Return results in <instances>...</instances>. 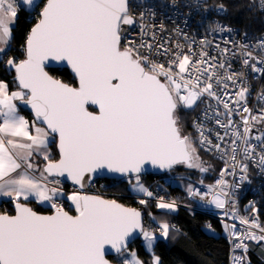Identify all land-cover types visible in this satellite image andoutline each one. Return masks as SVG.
<instances>
[{"label":"snow or ice","instance_id":"obj_1","mask_svg":"<svg viewBox=\"0 0 264 264\" xmlns=\"http://www.w3.org/2000/svg\"><path fill=\"white\" fill-rule=\"evenodd\" d=\"M260 3L264 5V0ZM21 5L33 10L39 7L40 11L25 41L26 58L17 62L10 57L6 62L15 69L20 90L9 93L8 85L0 82V196L11 197L16 210L15 215L0 214V264H109L105 246L123 256L128 252V239L137 230L151 251L155 237L143 228L139 211L115 200L74 192L67 197L75 207L76 214L70 215L57 204V199L64 195L58 187L60 181L48 178L66 176L83 188L93 174L107 170L128 177L130 183L134 176L133 190L152 196L140 183L139 173L146 163L160 168L185 164L206 171L194 140L182 131L177 110L181 106L193 107L204 96L216 99L223 104L226 110L223 115L228 120L224 124L217 118L216 124L228 135L233 109L214 89L225 81L236 85L240 80L234 101L239 104L249 93L242 80L244 74L228 72L231 64L224 60L210 63L215 58H209L203 51L199 59L193 60L195 53L191 47L188 53H173L167 67L152 61L149 55H141L140 49L147 48L150 52L151 44L142 41L139 46H132L129 42L122 47L121 26L136 22L128 0H44L42 7L36 0H20L19 4L16 0H0V55L6 54L10 47L12 27ZM220 9L223 10V5ZM141 29V34H145L143 25ZM181 47L177 45L178 49ZM249 47L239 45L242 64H251L254 73L264 72V56L258 58ZM251 47L264 52V39ZM228 51L223 49L222 56ZM48 61L66 62L78 80V87L50 76L45 71ZM258 64L262 67L258 68ZM217 69L226 72L221 76ZM224 87L228 85L224 83ZM260 98L264 99V93ZM16 100L30 105L36 120L58 134L59 160L53 161L48 154L49 132L34 123L30 125L20 116ZM89 106H96L98 113L90 111ZM250 111L246 105L243 107L244 113ZM216 115L219 117L221 113L217 111ZM242 119L243 133L233 128L228 148L234 164L246 172L247 165L240 164L237 155L242 153L245 159H254L257 146L264 148V133L251 136L255 124L264 123V115ZM194 127L201 147H214L222 158L227 155V149L221 148L220 143L212 144L206 135L211 129L197 122ZM216 135L219 141H224V136ZM250 139L257 144L253 145ZM36 154H42L47 161L42 170L32 163ZM257 155L264 166V152ZM36 171H40L39 177L34 175ZM224 183L217 181L218 185ZM188 191L190 195H199L191 187ZM30 197L50 204L54 213L40 215L20 202L21 198L26 201ZM210 203L223 208L225 201L216 193ZM157 207L173 210L175 202L165 203L161 199ZM241 223L260 228L255 219L250 222L241 218ZM160 229L167 238L170 226L162 223ZM260 231L264 232V228ZM232 235H237L234 227ZM238 239L241 242L234 245V250L242 249L245 255L234 256L233 264H244L248 246L243 241L259 242L264 236L246 232ZM123 264H143V261L132 251ZM152 264H160L159 257L153 255Z\"/></svg>","mask_w":264,"mask_h":264},{"label":"built area","instance_id":"obj_2","mask_svg":"<svg viewBox=\"0 0 264 264\" xmlns=\"http://www.w3.org/2000/svg\"><path fill=\"white\" fill-rule=\"evenodd\" d=\"M17 4L20 3L16 0ZM130 14L135 18L134 25H122V44L121 46H128L129 42H132V46H139L141 42L145 44H151V51L147 48H141V55H149L150 59L156 63L168 66V61L173 58L172 54L181 51L183 53L189 52V47L195 55L193 60L200 58V53L206 52L209 58L214 57V60H210V63L219 64L222 60L231 64V68L227 69L232 73H243V83L249 88V93L245 101H240L239 104L234 103L236 97L235 93L239 90L237 84H232L231 81H225L228 85L224 87V83L215 87L217 96L221 97L223 101L229 103V108L233 109V115L231 117L233 124L228 130V135H225V129L216 124V119H220L224 124L228 123L227 118L223 115L226 110L222 103H218L216 99L208 96L202 97L191 108H185V110H195V116L193 119V134L198 145V148L211 157L214 160V166L209 170L207 174L199 175L197 178L188 176H177L171 171H166L161 175L155 176L154 180L159 185L162 183L164 186L172 183L174 178H180L183 182L187 181L189 187L198 192L199 195H190L189 191L186 193L188 203L195 206L193 211H200L206 213L211 217L219 220L225 227L226 238L230 245V258L228 264H233L234 256H244L242 249H235L234 245L240 244L238 237L246 232H253L257 236H264V232L260 231V228H264L261 225L259 216L254 211L257 203L260 200L262 190L264 189V166L259 163L260 156L257 153L264 152V148L257 146L256 152L253 153L254 159H245L243 154L237 155V161L240 164L247 165V171H241L239 165H235L231 159V149L228 145L231 144L233 137L231 131L233 128L239 129L243 133L244 123L243 116L255 115L260 117L264 115V99L260 98V94L264 93V72H253L251 64L245 66L242 64V56L240 53V44L249 45V50L253 51V54L258 58L264 56V52L259 49L253 50L251 46H254L257 41L264 39V33L257 37L251 38L223 21V17L227 14V9L223 5V10L220 9L222 4H212L207 0H129ZM258 6L264 7L258 0ZM23 9V5L20 9ZM19 9V10H20ZM264 14V11H261ZM143 13V17H141ZM141 25L144 26V33L141 34ZM221 29H231V31H222ZM202 41H208L209 43L202 44ZM227 41V43H226ZM162 45V47H160ZM177 45L182 46L177 48ZM217 45L219 47H217ZM165 49L168 51L165 52ZM228 49V53L222 56V50ZM235 54V55H233ZM252 63H255L253 61ZM257 67H262L257 65ZM219 75L223 76L226 69H217ZM192 75H199V73H192ZM205 79V77H201ZM213 83H215L213 81ZM228 93L227 95L225 93ZM247 106L251 111L250 113H244L243 107ZM219 111L221 115L217 117L216 113ZM207 113V115H206ZM194 122L202 123L206 129H211V132L206 133L208 138L212 141V144L220 143L221 148L227 149V155L221 157V153L214 147L205 145L203 147L199 144L198 132L194 127ZM217 133L224 136V141L217 139ZM264 133V123H257L251 130V136H257ZM253 145L257 144V141L251 140ZM239 144V141L237 142ZM227 162V163H226ZM222 172L224 173L222 176ZM204 173V172H203ZM160 176V177H159ZM59 180L58 187L66 193H79V188L72 184L65 182L60 178H53ZM98 179L92 182L89 187V193L92 195H99L110 200L117 197L115 195L110 196L104 190L108 187L105 183H101ZM223 180L224 185H218L217 181ZM118 182V181H113ZM52 186V185H51ZM162 186V185H161ZM94 189L92 190V188ZM211 189V191H210ZM92 190V191H91ZM96 190H98L96 192ZM216 193L221 194V199L225 201L223 208H217L215 204L210 203L213 196ZM227 193V195H224ZM203 197V199H201ZM165 203H172L169 197H162ZM179 202H175L177 204ZM57 204L62 206L65 210L67 205L61 198L57 199ZM184 203H180L179 207L190 209L188 205L184 206ZM51 207V205H50ZM52 208V207H51ZM55 210L52 208V211ZM246 218L250 222L255 219L260 225V228H250L248 224H240L236 226L234 220ZM233 227L235 228L237 235H232ZM244 244L248 246V251L244 264H254L251 262L249 254L253 255L260 262L264 264V240L257 242L256 240H244Z\"/></svg>","mask_w":264,"mask_h":264},{"label":"trees","instance_id":"obj_3","mask_svg":"<svg viewBox=\"0 0 264 264\" xmlns=\"http://www.w3.org/2000/svg\"><path fill=\"white\" fill-rule=\"evenodd\" d=\"M212 4H222L227 9V14L223 17V21L235 28H237L241 34L249 36L251 38H257L264 33V14L260 11L258 6V0H207ZM42 7V5H40ZM40 8L37 7L33 13L27 14L22 8L18 11V16L15 20L12 28V38L10 47L5 54V58L0 60V81H4L8 84L9 89L17 88L14 80V73L7 72L5 63L7 59L12 57L19 62L24 59V45L28 36L29 30L32 25L38 19V13ZM49 74L61 80L62 82L76 86V79L71 76L67 69H49ZM26 118L33 121L30 113L23 108L19 107ZM89 110H93L89 107ZM177 113L179 115L182 131L184 134H188L193 139V119L195 116V110H185L183 106L178 108ZM52 151V160L57 159V153L55 149V139L52 138L50 143ZM205 156L204 152H202ZM208 156V155H207ZM206 156V157H207ZM214 160H212L213 162ZM213 164V163H212ZM214 166V165H213ZM213 168V167H212ZM173 170L178 171L183 176H190L197 178V170H191L184 166L175 167L171 172L176 175ZM177 175V176H182ZM141 179L148 185L150 192L157 195L154 191L153 182L155 176L145 175L140 176ZM160 177V176H159ZM181 180V179H180ZM101 183H105L108 187L104 190L110 196L114 195L115 191L129 192L128 183L122 181L113 182L112 180H100ZM125 184V186H123ZM151 184V185H150ZM184 185H173L172 183L164 186L162 183L161 187H164V192L161 193L160 197H169L176 201L182 200V203H188L185 195V185L188 184L184 181ZM189 186V184H188ZM127 187V188H126ZM130 193V192H129ZM177 195V196H176ZM64 200V199H63ZM115 200L122 203L123 205L131 208H137L144 216V229L150 230L153 233L161 234L162 231L158 232L157 228H160L161 223H167L170 226V232L167 238L157 239L153 253L149 254L145 251L142 244V236L137 239L132 245L129 246L128 252L135 251L137 258L143 261V264H152L153 255L159 257L160 264H228L230 258V245L227 242L226 232L224 225L214 217L200 211L187 210L182 207L175 208V211H164L159 209L155 205L145 207L144 204H139L132 198L115 197ZM29 204L34 210L41 213H51L52 208H44L39 206L34 201L23 202ZM65 211L74 214L75 211L67 202ZM12 202L2 201L0 203V214H11L12 213ZM254 211L259 216L262 227H264V189L260 196V200L257 203ZM171 226H175L172 228ZM159 230V229H158ZM142 235V234H141ZM251 262L254 264H263L256 257L249 254ZM110 260L115 261L114 258Z\"/></svg>","mask_w":264,"mask_h":264},{"label":"water","instance_id":"obj_4","mask_svg":"<svg viewBox=\"0 0 264 264\" xmlns=\"http://www.w3.org/2000/svg\"><path fill=\"white\" fill-rule=\"evenodd\" d=\"M20 1V0H19ZM129 1V0H128ZM36 3L38 4H42L43 6V3H44V0H36ZM36 9V8H35ZM23 10L27 13V14H31L34 12V10L27 6V5H23ZM37 22V21H36ZM35 22V23H36ZM34 23V24H35ZM34 24L32 25V27L34 26ZM31 27V28H32ZM30 32V30H29ZM29 34V33H28ZM25 52V51H24ZM25 55H24V59H25ZM5 68H6V71L7 72H13L14 73V80H15V84L17 86V88H19V85H18V82L16 81L15 77H16V73H15V69L14 68H9L7 66V63H5ZM67 69L69 71V73L71 74V76H73L76 81H77V85L76 86H73V87H78V80L77 78L75 77V74L73 73L71 67L69 65H67L66 62H60V61H48L46 62V65H45V71L48 72L47 70L49 69ZM49 74V72H48ZM50 75V74H49ZM51 76V75H50ZM54 78V77H53ZM56 79V78H54ZM59 80V79H58ZM61 81V80H60ZM64 83V82H63ZM71 86V85H69ZM26 91V90H25ZM18 106L23 108L24 110L28 111L30 113V116L33 120V122L38 125V126H41L42 128H45L48 132H49V135L55 139V149H56V153H57V159L56 160H53V161H57L59 160L60 158V153H59V147H58V144H59V136L58 134L56 133H52L51 130H48L47 129V126L44 125L43 123H41L40 121H37L36 120V117H35V113L33 112L32 108L30 105H27L25 104L23 101L19 100L18 101ZM89 107H92V111L94 113H98V108L96 106H89ZM91 111V110H90ZM47 163V162H46ZM46 163L44 164L43 168L46 166ZM179 166H186L185 164H175L173 165L171 168H160L158 166H153L151 163H146L143 168H142V171L139 173V176H145V175H151V176H158V175H161L163 174L164 172H166L167 170H171V169H174L175 167H179ZM50 178H60V179H63L65 182L69 183V184H72L74 185L75 187L79 188L80 191H81V194L82 195H90V196H95V195H92V194H89V187L90 185L92 184L93 181L95 180H98V179H105V180H112V181H120V180H123L124 178H126L125 176H122L121 174L119 173H110L108 172L107 170H103L102 172H98L96 174H93L92 175V179L91 180H86L85 181V185L83 188H80L79 185H75L72 183L71 180L67 179V177H50ZM100 197V196H98ZM102 199H105V200H109V199H106L105 197H100ZM116 201V200H115ZM117 203L123 205L122 203L116 201ZM23 203V202H21ZM25 206L31 208L33 211H35L37 214H40V215H51L54 213L55 210H53L51 213H41V212H38L36 210H34L29 204H26V203H23ZM124 207L126 208H131V207H127L125 205H123ZM136 209L137 211L140 212V210H138L137 208H134ZM15 204L13 203L12 204V213L9 214V215H15ZM68 212V211H67ZM141 213V212H140ZM70 215H75L76 213L74 214H71L69 213ZM144 216L142 215L141 213V224L144 228ZM141 232L139 230H137L136 232L133 233L132 237H130L127 241V248H129L130 245H132L137 239L140 238L141 236ZM119 254L115 252V250H112L110 248V246H105V259L108 260L109 264H121L120 262L118 261H112L110 260V258H116V256H118Z\"/></svg>","mask_w":264,"mask_h":264},{"label":"rangeland","instance_id":"obj_5","mask_svg":"<svg viewBox=\"0 0 264 264\" xmlns=\"http://www.w3.org/2000/svg\"><path fill=\"white\" fill-rule=\"evenodd\" d=\"M42 5V4H41ZM36 10V9H35ZM186 135H188L187 133H186ZM193 140H194V142H195V147H196V149H197V155L200 157V160L203 162V166H204V168L206 169V171H204V173L203 172H201L199 169H197V168H190L191 170H197V176H199V175H202V174H207L208 172H209V170H211V168L213 167V165H214V162H212V159H211V157L210 156H205L203 153H202V151L198 148V145H197V143H196V140H195V137L193 136ZM213 163V164H212ZM185 168H189V167H187V166H184ZM172 170V169H171ZM171 170H167V171H171ZM173 172L176 174V175H182L181 173H179L178 171H175V170H173ZM140 177V176H139ZM50 180H53V178H50ZM124 180V182H126V184L128 183V185H129V192L128 193H125V192H119L118 194L114 191L113 192V194L115 195V196H117V198H123V196L125 195L126 197H129V198H132V199H134L135 201H138V203L140 204V201L141 200H143V201H145V203H143L144 205H145V207L147 208L148 206H151V205H155V206H157V204L159 203V202H161V199L163 200V198H162V196L160 197V195H161V193L162 192H164V187H161V185H159V184H157V183H153V187H154V191H156V193H157V195H154V194H152V196H147V195H145L143 192H140V191H134L133 190V184H135L136 183V181H135V178H134V176H133V178H132V180H131V183L129 182V178L128 177H126V178H124L123 179ZM120 181H122V180H120ZM140 183L141 184H143L144 185V187L145 188H147L148 189V191H150L149 190V188H148V185L141 179V177H140ZM184 182L182 181V180H180V178H174L173 180H172V184L173 185H179V186H181V185H184L183 184ZM151 185V184H150ZM50 187H51V184L49 185ZM123 186H125V184H123ZM127 188V187H126ZM94 189V187L92 188V190ZM188 189H189V186H188V184H186L185 185V191H186V193H188L187 191H188ZM91 190V191H92ZM98 190H96V192H97ZM63 193H64V196H69V195H71V194H73V193H66V192H64L63 191ZM186 193H185V195H186ZM90 194V193H89ZM95 196H99V195H95ZM177 196V195H176ZM67 197H66V200L71 204V206H72V208L74 209V211H75V207H74V205L71 203V201H69L68 199H67ZM107 199V198H106ZM113 199H115V198H113ZM110 200V199H109ZM171 202H178V201H176L174 198L173 199H171L170 200ZM188 201V200H187ZM163 202H164V200H163ZM180 203H182V200H180L179 201V203H177V204H175V208H177V207H179V204ZM142 204V203H141ZM185 205L184 206H186V204L188 205V207L190 208V209H187V210H193V209H191V208H195V206L193 205V204H191V203H184ZM50 207V206H49ZM175 208L173 209V210H169V209H163L164 211H175ZM160 209V208H159ZM235 222H234V224L236 225V226H240V224H241V219H237V220H234ZM162 223L160 222L158 225H161ZM226 227V226H225ZM159 229V230H158ZM147 231H149V232H151L150 230H147ZM157 231L158 232H160V231H162L160 228H157ZM151 233H153V232H151ZM153 235H154V237H155V240H154V243H153V248H154V245H155V243H156V241H157V239H163V238H165L162 234H156V233H153ZM142 236V244H143V247H144V249H145V251L147 252V253H149V254H152L153 253V248H152V250L150 251V250H148L146 247H145V241H144V239H143V235H141ZM228 240V239H227ZM228 242V241H227ZM126 257H128V252H126L123 256L122 255H118V256H116V258H115V261H118V262H120L121 264H123V260L126 258Z\"/></svg>","mask_w":264,"mask_h":264},{"label":"crops","instance_id":"obj_6","mask_svg":"<svg viewBox=\"0 0 264 264\" xmlns=\"http://www.w3.org/2000/svg\"><path fill=\"white\" fill-rule=\"evenodd\" d=\"M16 20V19H15ZM13 28V27H12ZM5 58V54L4 55H0V60H2V59H4ZM0 82H4V81H0ZM4 83H6V82H4ZM7 84V83H6ZM8 85V84H7ZM8 90H9V93H11V92H13V91H18V90H20L19 88H15V89H9V87H8ZM18 101L19 100H16V101H14V103L17 105V111H18V114L20 115V116H23L28 122H29V124L31 125V124H33L34 122L33 121H30V120H28L27 118H26V116L22 113V112H20V110H19V106H18ZM0 123H2V120H0ZM35 124V123H34ZM36 125V124H35ZM37 127H41V126H38V125H36ZM42 128V127H41ZM33 131V134H34V129L32 130ZM51 141H52V137L49 135L48 136V149H47V151H48V154L50 155V157L52 158V151H51V148H50V143H51ZM47 161H45L44 160V157H43V155L42 154H36V155H34L33 157H32V163L34 164V166H38V168L40 169V170H42L43 169V166H44V164L46 163ZM34 175H36L37 177H39L40 176V171H36L35 173H34ZM49 180H50V177L48 178ZM66 197L67 196H64L63 195V197H61V199H64V200H66ZM2 201H11L12 203H13V200H12V198L11 197H5V196H0V203L2 202ZM29 201H34L36 204H38L39 206H42V207H44V208H47V207H49L50 206V204H47V203H44V204H42V203H39V202H37V200H36V198L35 197H30L28 200H24L23 198H21L20 199V202H29ZM67 201V200H66ZM68 202V201H67ZM70 204V203H69ZM71 205V204H70ZM72 207V206H71Z\"/></svg>","mask_w":264,"mask_h":264}]
</instances>
